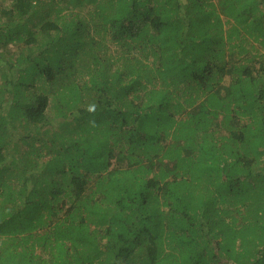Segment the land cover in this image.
<instances>
[{
  "label": "trees",
  "instance_id": "1",
  "mask_svg": "<svg viewBox=\"0 0 264 264\" xmlns=\"http://www.w3.org/2000/svg\"><path fill=\"white\" fill-rule=\"evenodd\" d=\"M0 264H264V0H0Z\"/></svg>",
  "mask_w": 264,
  "mask_h": 264
}]
</instances>
